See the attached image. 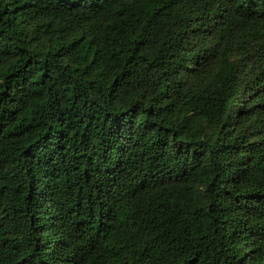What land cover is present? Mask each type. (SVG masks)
Wrapping results in <instances>:
<instances>
[{
	"label": "trees",
	"instance_id": "obj_1",
	"mask_svg": "<svg viewBox=\"0 0 264 264\" xmlns=\"http://www.w3.org/2000/svg\"><path fill=\"white\" fill-rule=\"evenodd\" d=\"M0 264H264V0H0Z\"/></svg>",
	"mask_w": 264,
	"mask_h": 264
}]
</instances>
